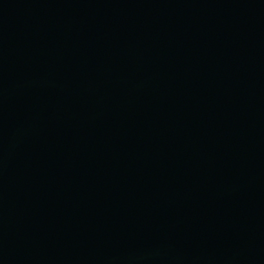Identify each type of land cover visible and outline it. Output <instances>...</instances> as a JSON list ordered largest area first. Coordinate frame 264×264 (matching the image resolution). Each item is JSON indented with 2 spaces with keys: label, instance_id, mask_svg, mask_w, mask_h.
Segmentation results:
<instances>
[{
  "label": "water",
  "instance_id": "obj_1",
  "mask_svg": "<svg viewBox=\"0 0 264 264\" xmlns=\"http://www.w3.org/2000/svg\"><path fill=\"white\" fill-rule=\"evenodd\" d=\"M0 264H264V0H0Z\"/></svg>",
  "mask_w": 264,
  "mask_h": 264
}]
</instances>
